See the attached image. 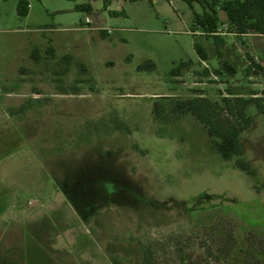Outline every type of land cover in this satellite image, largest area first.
Listing matches in <instances>:
<instances>
[{
  "label": "rangeland",
  "instance_id": "rangeland-1",
  "mask_svg": "<svg viewBox=\"0 0 264 264\" xmlns=\"http://www.w3.org/2000/svg\"><path fill=\"white\" fill-rule=\"evenodd\" d=\"M27 1L0 0V216L76 221L63 245L91 264H264V114L249 175L182 106L264 104V36L194 33L184 0Z\"/></svg>",
  "mask_w": 264,
  "mask_h": 264
},
{
  "label": "trees",
  "instance_id": "trees-1",
  "mask_svg": "<svg viewBox=\"0 0 264 264\" xmlns=\"http://www.w3.org/2000/svg\"><path fill=\"white\" fill-rule=\"evenodd\" d=\"M189 5L198 3L202 13H195L193 32L212 36L216 40L222 25H228L237 35L256 34L264 36V0H184ZM78 9L92 11L90 4H83ZM29 11L27 0H19L18 14L26 16ZM220 12L225 14L222 19ZM113 14H117L115 11ZM198 55L207 60V51L201 43H195ZM224 68L235 73V68L227 61ZM256 97L246 98L237 94L223 96L221 102H211L205 97H195L182 103L205 126L208 135L213 138V145L224 160L236 159L235 164L249 175H255L249 161L243 159L245 145L241 139L244 131L251 128L254 119L248 116V104L257 103L264 114V104Z\"/></svg>",
  "mask_w": 264,
  "mask_h": 264
},
{
  "label": "crops",
  "instance_id": "crops-1",
  "mask_svg": "<svg viewBox=\"0 0 264 264\" xmlns=\"http://www.w3.org/2000/svg\"><path fill=\"white\" fill-rule=\"evenodd\" d=\"M36 216L23 220H6L0 216V264H91V261L83 259L82 252L72 251L63 245L65 234L62 233H66L64 231L69 226H77L76 221L65 226V221L61 222L54 216L55 224L63 225L58 231L47 210Z\"/></svg>",
  "mask_w": 264,
  "mask_h": 264
},
{
  "label": "built area",
  "instance_id": "built-area-1",
  "mask_svg": "<svg viewBox=\"0 0 264 264\" xmlns=\"http://www.w3.org/2000/svg\"><path fill=\"white\" fill-rule=\"evenodd\" d=\"M87 21H89V19H87Z\"/></svg>",
  "mask_w": 264,
  "mask_h": 264
}]
</instances>
